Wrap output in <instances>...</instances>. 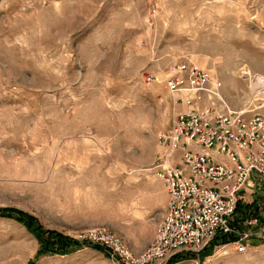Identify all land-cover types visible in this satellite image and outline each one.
I'll return each mask as SVG.
<instances>
[{
  "label": "rangeland",
  "instance_id": "obj_1",
  "mask_svg": "<svg viewBox=\"0 0 264 264\" xmlns=\"http://www.w3.org/2000/svg\"><path fill=\"white\" fill-rule=\"evenodd\" d=\"M252 7L253 0H0V208L87 242L33 261L36 236L0 216V264H121L84 238L97 228L140 252L125 230L138 235L145 223L146 231L157 213H143L131 193L149 187L164 149L160 132L191 105L175 103L166 79L185 63L205 70L230 108L258 105L264 83L253 86L242 70L264 78V34ZM213 247L162 264H264L263 243L245 252L234 243Z\"/></svg>",
  "mask_w": 264,
  "mask_h": 264
},
{
  "label": "built area",
  "instance_id": "obj_2",
  "mask_svg": "<svg viewBox=\"0 0 264 264\" xmlns=\"http://www.w3.org/2000/svg\"><path fill=\"white\" fill-rule=\"evenodd\" d=\"M175 69L167 86L175 103L191 105L159 135L164 149L152 173L163 180L169 200L152 243L134 252L113 230L84 236L121 264H162L178 253H199L220 237L237 240L216 248L234 243L239 252L264 244V99L232 109L205 70L185 63ZM203 97L209 104L200 107Z\"/></svg>",
  "mask_w": 264,
  "mask_h": 264
},
{
  "label": "crops",
  "instance_id": "obj_3",
  "mask_svg": "<svg viewBox=\"0 0 264 264\" xmlns=\"http://www.w3.org/2000/svg\"><path fill=\"white\" fill-rule=\"evenodd\" d=\"M253 18L256 27L259 29L260 34H264V0H253ZM148 180L149 187H141L132 191L131 195L139 197L136 199L137 205L144 210L143 213L155 212L157 213V221L146 229V224L138 226L139 232L136 234L129 232L125 233L128 235V240L135 251H142L145 249L153 240L157 225L162 218L163 213L167 209L169 194L167 188L161 178L154 176ZM136 217V216H135ZM142 221V217H137ZM136 218V219H137ZM136 225V224H135ZM146 233H141V232Z\"/></svg>",
  "mask_w": 264,
  "mask_h": 264
},
{
  "label": "trees",
  "instance_id": "obj_4",
  "mask_svg": "<svg viewBox=\"0 0 264 264\" xmlns=\"http://www.w3.org/2000/svg\"><path fill=\"white\" fill-rule=\"evenodd\" d=\"M241 205L242 204H239V207ZM0 216L15 218L19 222L23 223V225H25V227L36 236L39 242V248L35 254L33 261L49 254H68L81 249L83 246H85V244H87V242L77 239L62 231L47 228L38 219V217L17 208H0ZM236 240L237 238L234 236H232L230 240H228V238L226 237H220L213 242V245H211V247L213 249L214 245L235 242ZM92 246L98 250H103V247L100 245L94 244ZM172 261H175V259H172Z\"/></svg>",
  "mask_w": 264,
  "mask_h": 264
},
{
  "label": "bare ground",
  "instance_id": "obj_5",
  "mask_svg": "<svg viewBox=\"0 0 264 264\" xmlns=\"http://www.w3.org/2000/svg\"><path fill=\"white\" fill-rule=\"evenodd\" d=\"M243 70V75H245V76H247V77H250L251 79H252V84H253V86H256V87H259V86H262L261 84H263L264 83V78L262 77H260V76H258V75H253V73H252V71L250 70V69H248V68H244V69H242ZM176 94H178V93H176ZM255 97L258 99H264V90H261V92H259V93H257L256 95H255ZM188 98V97H187ZM185 104V103H184ZM224 253H226L225 251H224Z\"/></svg>",
  "mask_w": 264,
  "mask_h": 264
}]
</instances>
